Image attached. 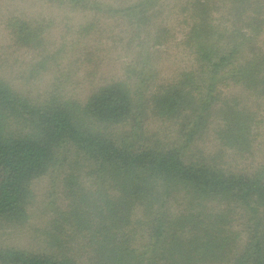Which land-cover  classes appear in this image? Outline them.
<instances>
[{"label": "trees", "instance_id": "obj_1", "mask_svg": "<svg viewBox=\"0 0 264 264\" xmlns=\"http://www.w3.org/2000/svg\"><path fill=\"white\" fill-rule=\"evenodd\" d=\"M43 1L125 44L81 100L29 99L0 70V238L49 181L36 247L0 244V264H264V0ZM44 23L4 20L18 47H44Z\"/></svg>", "mask_w": 264, "mask_h": 264}, {"label": "rangeland", "instance_id": "obj_2", "mask_svg": "<svg viewBox=\"0 0 264 264\" xmlns=\"http://www.w3.org/2000/svg\"><path fill=\"white\" fill-rule=\"evenodd\" d=\"M166 8H169V5H166ZM10 14L23 15V17L33 18L39 22L43 21V23H47L48 20L51 26L43 37L46 43L44 47H18L11 42L4 25V20ZM86 23L87 18L78 12H62L43 0H0V70L5 79L27 94L29 99L39 101L52 94L81 100L86 96L91 86L98 82V78L104 80L106 76L117 77L121 61L118 49L124 46L125 41L120 42L119 36L112 37L110 32L104 35L103 26L98 28V32L93 31L84 36L79 33L78 28L83 27ZM118 31L119 28L114 32ZM172 34L181 36V27H176ZM113 39L116 41H112ZM113 42L116 44L113 45ZM70 43H74V45L69 46ZM134 44H136V40H134ZM95 48L100 52L94 51ZM104 48L112 49L111 53L104 54ZM159 48L162 52L160 54L162 59L160 63H157L160 74L164 76L173 74L178 67V52L181 51L175 50L173 38L170 36L167 47L163 44ZM165 50H167V54L163 52ZM55 51H58L57 56L55 59H51L50 55ZM99 57L107 58L108 61L103 60V63H99L101 64L99 65ZM96 63L98 71L94 70L92 76L87 77L86 72L91 71L90 68H93ZM39 66H42L39 72L32 74ZM210 141L214 146L209 145V147L216 148L218 146L212 139ZM260 156L261 154L256 150L251 158H245L244 164H250V162L254 164ZM236 162L243 165L241 160ZM48 184L49 181L46 177L33 182L31 189L34 198L29 209L27 225L22 226L24 231L21 230V234H13L16 236L8 239L2 236L0 244L10 243L26 246L32 242V247H36L34 240L37 238L33 236L36 233L34 230L38 231L46 224V218L40 213L42 204L45 202L43 196ZM8 229L16 230L15 228H6L5 231ZM27 231L28 233H26Z\"/></svg>", "mask_w": 264, "mask_h": 264}]
</instances>
